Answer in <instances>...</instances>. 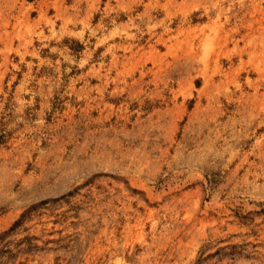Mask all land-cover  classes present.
<instances>
[{"label":"rangeland","instance_id":"374dc122","mask_svg":"<svg viewBox=\"0 0 264 264\" xmlns=\"http://www.w3.org/2000/svg\"><path fill=\"white\" fill-rule=\"evenodd\" d=\"M0 264H264V0H0Z\"/></svg>","mask_w":264,"mask_h":264},{"label":"trees","instance_id":"16d2710c","mask_svg":"<svg viewBox=\"0 0 264 264\" xmlns=\"http://www.w3.org/2000/svg\"><path fill=\"white\" fill-rule=\"evenodd\" d=\"M18 224V223H17Z\"/></svg>","mask_w":264,"mask_h":264}]
</instances>
